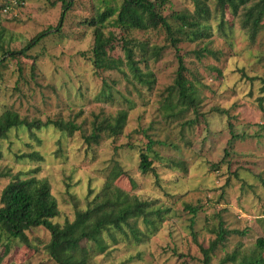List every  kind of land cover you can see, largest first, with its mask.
<instances>
[{
  "label": "rangeland",
  "instance_id": "1",
  "mask_svg": "<svg viewBox=\"0 0 264 264\" xmlns=\"http://www.w3.org/2000/svg\"><path fill=\"white\" fill-rule=\"evenodd\" d=\"M6 1L10 0H0V5ZM68 2L22 0L14 1L11 10L0 8L4 50L13 52L4 56L0 48V114L15 109L29 120H73L82 128L71 136L53 124L34 129V135L28 129L13 128L0 146V206L2 191L13 176L36 175L51 182L60 209L54 221L73 220L77 209L87 206L88 197H94L119 163L138 183L137 195L157 200L169 211L147 241L115 245L97 255L96 262L205 264L202 247L210 246L223 220L229 229H247V235H230L211 253L209 264H233L223 262L228 253L240 244L250 248L264 236V102H260L264 96V30L251 41L235 21L233 34L222 35L217 30L219 19H214L215 31L208 43L181 42L186 75L196 84L200 101L198 108L183 113L179 106L180 116L167 117L166 89L174 84L179 69L178 54L167 33L133 32L166 46L161 59L151 62L156 83L149 89L134 77L125 78L123 72L101 73L93 64L95 28L89 21L98 10H105L102 1L74 0L61 22ZM208 3L214 10L215 0ZM111 4L119 5L120 0ZM192 4L193 0H170L162 12L171 19L176 12H188ZM107 26L106 32L120 34L119 28ZM47 29L51 31L27 51L28 57L21 53ZM115 46L112 54L123 55L121 43ZM207 46L217 51V57H198L196 51ZM104 79L113 101L98 99ZM129 99L135 105L123 134L88 146L82 135L91 130L94 115L127 108ZM189 120L195 123L189 125ZM150 139L161 141L150 152L156 159L158 178L139 169L141 151ZM36 151L43 159L27 156ZM172 161L185 162L187 169ZM118 184L130 188L125 178ZM27 234L33 247L13 242L0 264H58L47 251L48 229L35 227ZM1 249L4 252V244Z\"/></svg>",
  "mask_w": 264,
  "mask_h": 264
},
{
  "label": "trees",
  "instance_id": "2",
  "mask_svg": "<svg viewBox=\"0 0 264 264\" xmlns=\"http://www.w3.org/2000/svg\"><path fill=\"white\" fill-rule=\"evenodd\" d=\"M14 1L17 3L22 0ZM14 1L4 2L0 8L5 10L8 7V10H11ZM101 1L106 6L105 10H98L95 17L89 21V24L95 28L92 62L101 73L123 72L125 78L130 80V77H134L147 85L149 89H153L156 76L150 70L151 62L161 59L166 46L152 43L147 38H138L133 35V32L134 30L145 32L164 30L167 33V39L176 49L179 59V69L174 84L166 89L167 117L180 116L177 113L179 106L181 107L179 111L183 113L193 106L198 108L200 101L196 84L186 75L187 68L179 48L181 42L208 43L215 31L212 24L214 19H219L217 30L222 35L233 34L235 21L239 22L251 41H255L259 33L264 30V0H215L214 10L209 5V0H193L194 6L188 12H176L171 15L172 21L162 12L170 0H120L119 5L111 4L117 0ZM73 4L74 0H69L67 6L63 7L61 22ZM108 23L119 28L120 34L112 30L106 32ZM50 31L47 29L36 35L21 50V53L28 57L27 51ZM1 34L3 33L0 32V48L4 50ZM118 41L121 43L123 55L115 56L112 52ZM4 51V56L13 53ZM196 53L198 57L205 54L215 57L218 55L217 51L209 49L208 46ZM2 61L3 59L0 58V64ZM35 68L34 63L32 69L35 70ZM18 70L22 73L23 68L19 67ZM103 83L104 90L98 99L104 97L106 102L113 101L107 79H104ZM260 102H264V96L260 98ZM128 103L127 108L118 109L115 113L95 114L91 121V130L82 135L84 142L88 146H93L99 145L104 139L121 136L128 124L130 110L135 105L132 99H129ZM221 112L225 113L224 110ZM187 123L192 125L195 120H189ZM49 124H53L70 136L82 130L81 126L73 120H48L43 123L40 119L29 120L15 109L8 108L0 114V146L2 141L9 137L13 128H25L34 135V129L39 130ZM157 143L161 141L150 139L146 149L141 151L139 169L144 175L154 174L158 178L154 166L156 159L150 155ZM27 156L34 160L43 159L37 151ZM172 163L184 170L187 169L185 162L172 161ZM121 178L129 181V189L118 184ZM138 187L134 177L117 163L110 170L104 186L93 198L88 197L87 206L77 209L73 220L59 223L54 221L60 215V209L52 193L50 180L46 177L23 176L17 173L1 194L0 249L4 244V252L0 253V263L3 261V256L9 253L13 242L19 241L32 248L27 231L41 226L51 233L47 251L58 264H99L95 261L96 256L108 252L115 245L144 243L158 231L169 210L157 204V200L142 199L135 193ZM90 192L93 193V190L91 189ZM186 208L192 212L197 211V208L191 205H187ZM247 231V229H229L225 226V221L220 220L214 230L216 238L211 241L208 248L202 247L205 264L210 263L211 253L230 235L245 236ZM223 262L264 264V236L259 237L250 248H245L242 244L238 245L233 252L226 255Z\"/></svg>",
  "mask_w": 264,
  "mask_h": 264
},
{
  "label": "built area",
  "instance_id": "3",
  "mask_svg": "<svg viewBox=\"0 0 264 264\" xmlns=\"http://www.w3.org/2000/svg\"><path fill=\"white\" fill-rule=\"evenodd\" d=\"M15 2H16V1H15ZM5 10H8V7H7Z\"/></svg>",
  "mask_w": 264,
  "mask_h": 264
}]
</instances>
